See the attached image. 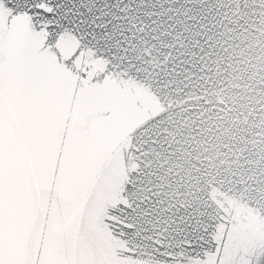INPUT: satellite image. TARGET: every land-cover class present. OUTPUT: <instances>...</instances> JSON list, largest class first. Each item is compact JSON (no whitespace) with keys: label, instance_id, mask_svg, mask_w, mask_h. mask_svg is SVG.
I'll return each mask as SVG.
<instances>
[{"label":"snow or ice","instance_id":"6c2138e0","mask_svg":"<svg viewBox=\"0 0 264 264\" xmlns=\"http://www.w3.org/2000/svg\"><path fill=\"white\" fill-rule=\"evenodd\" d=\"M0 264H264V0H0Z\"/></svg>","mask_w":264,"mask_h":264}]
</instances>
